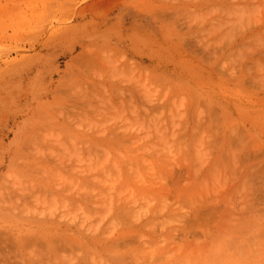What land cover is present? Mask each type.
Returning <instances> with one entry per match:
<instances>
[{"label":"rangeland","instance_id":"374dc122","mask_svg":"<svg viewBox=\"0 0 264 264\" xmlns=\"http://www.w3.org/2000/svg\"><path fill=\"white\" fill-rule=\"evenodd\" d=\"M16 263L264 264V0H0Z\"/></svg>","mask_w":264,"mask_h":264},{"label":"bare ground","instance_id":"6f19581e","mask_svg":"<svg viewBox=\"0 0 264 264\" xmlns=\"http://www.w3.org/2000/svg\"><path fill=\"white\" fill-rule=\"evenodd\" d=\"M172 212V211H171ZM180 215V214H179ZM172 216V215H171ZM176 216V215H175ZM152 218H153V216H152ZM156 218V217H155ZM172 218V217H171ZM180 218V217H179ZM8 263V262H7ZM17 264V263H16Z\"/></svg>","mask_w":264,"mask_h":264}]
</instances>
